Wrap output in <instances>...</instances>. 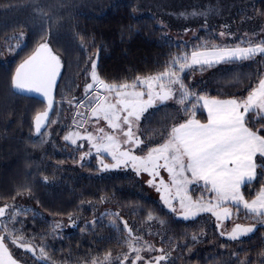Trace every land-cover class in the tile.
Wrapping results in <instances>:
<instances>
[{"label": "trees", "instance_id": "obj_1", "mask_svg": "<svg viewBox=\"0 0 264 264\" xmlns=\"http://www.w3.org/2000/svg\"><path fill=\"white\" fill-rule=\"evenodd\" d=\"M158 2L156 6L160 7ZM147 8L140 0H0V206H19L17 219L23 223L14 227L22 231L37 253L33 257L9 245L20 264H44L38 255L40 246L48 254L47 264H88L91 258L107 252H111L112 264H119L117 258L128 252L124 221L134 234L140 230L143 241L168 253V260L161 264H261L264 260V226L257 225L253 233L230 240L220 231H230L234 220H226L221 229L210 213L184 220L171 213L131 168L103 171L93 159L82 160L63 139L69 100L82 98L80 81L89 72L93 58L96 72L105 82L131 83L137 76L162 71L174 55L190 53L194 46L241 44L238 32L233 33L225 24L203 22L194 27L195 32L180 31L169 24L180 20ZM245 15L246 20L241 21L239 17ZM250 15L264 22V0H247L241 5L234 15L238 27L244 24L251 30L254 20L249 19ZM221 32L231 35L221 37ZM21 35L27 41L22 49L15 47ZM42 37L61 62L50 119L58 117L59 122L50 132L49 123L42 131L45 134L37 135L34 117L46 103L38 93L15 90L12 78L18 66L43 42ZM13 46L20 50L8 54ZM263 76L264 59L257 56L195 71L187 76L185 84L199 95L243 98ZM187 107L191 108V101ZM183 108L174 99L149 109L147 119L141 118V129L150 139L163 142L158 133H164L165 128L170 132L190 117L191 113L186 114ZM195 118L205 121V110L198 108ZM262 181L264 178L258 176L251 187L242 189L247 199L255 195ZM25 185L30 192L23 190ZM189 190L195 199L203 191L194 185ZM149 212L165 220L166 225L147 222ZM113 213H119V217ZM235 220L244 225L254 223L243 215ZM113 221L121 231L112 227Z\"/></svg>", "mask_w": 264, "mask_h": 264}, {"label": "snow or ice", "instance_id": "obj_2", "mask_svg": "<svg viewBox=\"0 0 264 264\" xmlns=\"http://www.w3.org/2000/svg\"><path fill=\"white\" fill-rule=\"evenodd\" d=\"M219 35L225 37L231 33L221 32ZM16 39L22 43V35ZM41 39L43 42L18 66L12 78L15 90L39 93L47 98L46 110L34 117L37 135H44L42 129L49 123H55L48 118L53 109L52 90L61 68L59 56L49 47L46 39ZM241 44L231 47L194 46L190 53L185 51L174 55L162 71L137 76L131 83L105 82L98 76L96 62L92 60V82L86 84L82 98L69 100L70 106L76 109L72 123L77 130L68 131L63 139L72 145H77L78 140L86 141L90 148L81 159L91 155L94 149L103 171L131 168L137 176L146 173L149 177L146 182L161 193L163 204L184 220L210 213L215 217L216 227L221 229L224 221H233L243 215L254 223H234L230 231H220V235H227L230 240L236 241L253 233L257 225L264 226V181L259 190H254L255 195L251 199L245 197L242 189L251 187L258 176L264 178V78L258 80L246 97L230 99L199 95L190 92L185 84L187 76L195 71L203 72L221 64L254 60L257 56L264 59V38L248 37L242 39ZM15 47H20V43ZM9 50H12L11 47ZM174 99L184 105L183 111L186 114L190 112V117L183 123H177L170 132L165 128L164 133H158L163 142L150 139L146 130L140 128L141 118L147 119L145 113L149 109ZM189 101L191 108L187 107ZM198 108L207 112L205 123L195 118ZM101 121L110 131H106L105 127L89 130L90 123L94 122L95 126ZM150 142L155 146H148ZM78 147H84L83 143ZM145 151V155L137 154ZM104 154L111 157L112 163H105ZM161 171L168 174L167 181L161 176ZM193 185L196 190L203 189L197 199L189 194V186ZM23 190L30 192L27 185L23 186ZM12 199L15 200V196ZM103 200L104 197H101ZM24 211L26 213L27 210ZM20 214L17 205L5 203L0 206V264H20L9 245L37 256L36 247L25 240L20 229L14 227L16 223H23L17 219ZM111 215L119 217V213ZM146 221L166 225L165 220L151 212L147 213ZM112 227L121 231L115 221ZM123 230L127 233L125 243L128 252L117 258L119 264H161L168 260V253L163 248L157 249L143 241L140 230L137 229L134 234L127 221L123 222ZM196 239L193 235L192 240ZM152 252L161 254L142 255ZM39 257L47 264L48 254L44 246L39 248ZM112 261L111 252H107L91 258L88 264H112Z\"/></svg>", "mask_w": 264, "mask_h": 264}, {"label": "rangeland", "instance_id": "obj_3", "mask_svg": "<svg viewBox=\"0 0 264 264\" xmlns=\"http://www.w3.org/2000/svg\"><path fill=\"white\" fill-rule=\"evenodd\" d=\"M246 1L247 0H160L161 6L158 7V6H156L159 3L158 0H140V2L142 3L143 6L148 7L147 10L152 8L153 9L152 12L161 11V13L163 15H168V17L170 19L180 20V21H172L171 20L170 21L171 23H169V24H172L177 29H179V30L181 29L180 31H186L187 30V31L195 32L196 28H194V27H197L199 24H201L203 22H214L215 21L217 24H220V23L225 24V26H228V29L230 28L233 33L238 32L237 37L239 39L240 38L241 39L248 38V37L254 38L255 36L263 37L264 31H262V30H264V22H262V20L258 19L256 16H253V15L248 16L249 19L254 20V21H252V29L251 30L248 29V25H244V24H242V26L238 27L239 21L237 20V17H235L234 15L237 12V10L240 9L241 5L243 6L246 3ZM193 12L198 13V15L192 16L191 13H193ZM163 15H159V16L163 17ZM242 18L243 17H239V19L241 21L246 20V15L244 16L243 19ZM245 23H247V21H245ZM239 28L243 30L241 33H240ZM174 33H178V32H174ZM246 34H247V36H246ZM254 34H256V35H254ZM185 36H188V33H186ZM26 43H27L26 39L22 40V43L20 42V47H18V48L22 49L26 45ZM13 45H15V43ZM18 48H15L14 46L11 47L12 50H7L8 54H11L10 51H12V55H14V53H16L17 51L20 50ZM0 58H2V57H0ZM92 60H95V58H93ZM89 68H90L89 72L83 77V80L80 81V84H81L82 90H83L82 97L84 95V89H85L86 84L92 82L91 78H89V77H91V72H92L91 63H90ZM172 101L173 100H169L167 102H172ZM43 110H41V111H43ZM75 111H76V109L74 107L70 106V112L69 113L65 112V117L67 120L65 119L66 122L64 121L65 125H66V129L63 128V129H65V133L63 134V136L66 135L68 133V131H70V130H73V131L77 130L72 123ZM81 111H85V110L81 109ZM57 118L58 117H55L54 120L53 119L51 120V121H55V123H50V125L48 127L49 132L52 130V127L59 122ZM95 127H105L106 131H110L109 129H107L106 123L104 121H101L99 123V125L94 126V122L90 123L88 125V128L90 131H95ZM140 128H141V121H140ZM79 130L82 131V129H79ZM49 132H46L47 136H48ZM81 143H83V145H84V147H82V148L78 147ZM68 144L72 146L73 152L78 153L80 158L86 152H88L89 148H90V146L88 145V143L86 141H79L78 140L77 145H72L70 142H68ZM137 154L145 155L146 151L145 152H137ZM92 159L101 169V166L99 164V160L97 159V155H96V152L94 149L91 150V155L85 156V158L83 160L90 161ZM104 161H105V163H112L111 157L107 156V154H104ZM161 176H163L166 181L168 180V174L166 172L161 171ZM141 177L145 180V182L149 178L146 173H141ZM146 184L148 185L147 182H146ZM149 187L153 191L154 195L156 197H158L159 199H161L160 198L161 193L157 192L156 188H154L152 186H149ZM190 187L191 186H189V189H190ZM189 194L193 197V199H195V197L190 192V190H189ZM176 206L178 207V205H176ZM225 222L226 221H224V224H225ZM233 222L237 223L235 219ZM38 255H39V253H38ZM158 255H160V254L158 253Z\"/></svg>", "mask_w": 264, "mask_h": 264}, {"label": "water", "instance_id": "obj_4", "mask_svg": "<svg viewBox=\"0 0 264 264\" xmlns=\"http://www.w3.org/2000/svg\"><path fill=\"white\" fill-rule=\"evenodd\" d=\"M38 95V97L39 98H41L45 103H46V107H45V109L44 110H46V108H47V98H45V97H43L41 94H37ZM52 98H53V109H54V104H55V92H54V90H52ZM53 109L50 111V113H49V121H50V119H51V116H52V113H53ZM43 110V111H44ZM43 111H40V112H43ZM39 112V113H40ZM48 126V124L46 125V127ZM46 127L44 128V129H46ZM44 129H42V131L44 130Z\"/></svg>", "mask_w": 264, "mask_h": 264}, {"label": "crops", "instance_id": "obj_5", "mask_svg": "<svg viewBox=\"0 0 264 264\" xmlns=\"http://www.w3.org/2000/svg\"><path fill=\"white\" fill-rule=\"evenodd\" d=\"M260 38H263V37H260V36H255L254 37V39H260ZM235 44H230V45H223V46H229V47H231V46H234ZM241 46H247L246 44H241ZM263 78H264V76H263ZM206 96H208V95H206ZM208 97H214V96H208ZM215 98H217V97H215ZM230 98H233V97H229V98H217V99H230ZM205 110V109H204ZM205 112H206V110H205ZM206 114H207V112H206ZM197 119V118H196ZM199 120V119H198ZM201 121V120H200ZM202 123H205L206 122V120L205 121H201Z\"/></svg>", "mask_w": 264, "mask_h": 264}]
</instances>
